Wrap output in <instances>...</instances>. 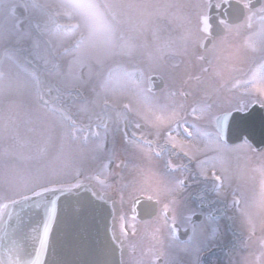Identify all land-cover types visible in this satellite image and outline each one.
Returning a JSON list of instances; mask_svg holds the SVG:
<instances>
[{"label":"snow or ice","instance_id":"6c2138e0","mask_svg":"<svg viewBox=\"0 0 264 264\" xmlns=\"http://www.w3.org/2000/svg\"><path fill=\"white\" fill-rule=\"evenodd\" d=\"M133 8L135 16L127 11ZM163 12L182 29L178 37L163 35L156 23ZM257 17L262 39L249 52L243 38ZM190 55L198 84L224 87L231 77L229 91L239 93V65L257 55L264 61V0H0V264L5 257L7 264H68L50 258L57 238L87 253L90 225L75 222L96 201L110 202L121 224L120 237H111L121 264L129 221L135 236L142 211L152 217L144 222L152 243L140 257L130 244V264H215L205 260L210 249L200 235L208 217L197 224L199 213L181 198L188 174L211 180L218 197L231 191L233 208L250 223L264 214V150L255 152L251 140L253 128L264 130V79L246 81L221 107L219 88L173 90L162 69ZM189 95L201 99L187 105ZM218 109L227 121L222 130L211 126ZM228 156L245 160L253 185L260 178L258 193L225 184ZM81 189L91 198L73 203L70 194ZM25 209L36 210L42 230ZM259 247L253 264H264V237Z\"/></svg>","mask_w":264,"mask_h":264},{"label":"flooded vegetation","instance_id":"af4514ba","mask_svg":"<svg viewBox=\"0 0 264 264\" xmlns=\"http://www.w3.org/2000/svg\"><path fill=\"white\" fill-rule=\"evenodd\" d=\"M176 61L179 67L172 68L168 66L171 70H175L178 73L173 75L172 78L176 86H182L185 81L184 78L188 80L200 75V67L194 55L177 57ZM181 61H185V63L180 64ZM191 119L192 117H190ZM129 131L131 132L132 130L130 129ZM180 163L181 161L174 158V167H177ZM113 168H115V165H113ZM210 183L198 175L188 174L186 190L183 191L181 198L188 207L196 209L199 213V215L194 217L197 224H201L205 217H208V220H212L214 228L218 229L217 243H219V246L216 248V255L213 259L215 264H235L238 259L241 260V264H253V260L256 258L255 255L260 252V249L253 251V247L254 245L259 246L261 238L264 237V232L260 231V236L256 235V240L254 241V236H250L251 227H247L245 223L244 225L237 224L232 201L224 197H218ZM116 198L117 200L119 199L118 196ZM200 215L202 216V221H200ZM144 222H140V224L144 226ZM120 227L121 224L119 230ZM130 229L129 225V235L125 242L128 248L130 244H135L137 257H140L141 252H148L152 243L151 235L143 229L139 235L133 236V231ZM181 234H183L182 230ZM131 259L128 252L125 264H130Z\"/></svg>","mask_w":264,"mask_h":264},{"label":"rangeland","instance_id":"374dc122","mask_svg":"<svg viewBox=\"0 0 264 264\" xmlns=\"http://www.w3.org/2000/svg\"><path fill=\"white\" fill-rule=\"evenodd\" d=\"M153 2L163 3L164 0H153ZM127 11L129 15L135 16L139 10L133 8V9H128ZM170 11H175V9H172ZM183 11L185 13L190 14L189 9H184ZM158 16H159V19H157L156 23L164 29L163 35L165 36L172 35L174 37H178L181 34L182 29L176 23L170 22V16L168 12L160 13L158 14ZM254 24H255L254 30L251 33H249L248 36H245L243 38V44L249 52H251L253 48L258 49L260 46V41L262 39V36L260 33V21L258 17L254 20ZM148 39L149 41H151L150 34L148 36ZM232 52H234V49H230V52L226 53V55ZM255 61L260 63V59L258 55L255 57V59H252V60L249 59V60H246L244 63L240 64V66H242L240 67V69H242V72L238 74L235 73L236 74L235 77H237L236 85L240 86L239 93H233L232 91H229L230 88L234 87V85L231 83V79H232L231 77L228 78V81L224 87H220V85L214 80L207 79V82L205 85L206 90L211 91L214 88H219V101H220L221 107H227L230 103L234 102V99L237 98L238 95L243 93L244 87L247 86L245 79H248V80L256 79L257 81L264 79V67H261L259 65L258 66L256 65V67L255 65L250 66V64H254ZM148 63L149 62L147 58H143L141 66L146 67ZM165 67L162 69L163 71L165 70ZM247 67H251V68H247ZM32 68L36 69V65L33 64ZM219 113H221V111L218 109L216 111V115ZM81 119L85 123L88 122L87 116H83L81 117ZM204 123L207 124V120H205ZM211 126L215 128L214 121H212ZM210 154L212 153L210 152ZM244 165H245V160L243 158L237 159L236 156H228L223 164L224 168L226 169L224 176L227 178L225 180V184L227 185L230 183L232 190L240 189L246 192L251 191L253 189V186H255V189L258 193L260 178L257 176L255 178V185H253L250 179L251 173L248 171H245ZM226 199L229 201L231 200V191H229V195ZM234 214L237 218L236 221L238 225H244L245 223L247 224V227L254 226L255 235L260 236L258 234H260V231L264 226V214L257 213L253 217L251 223L247 217L239 214L236 210H234ZM213 229H215L214 226L212 227L211 224L207 223V225L202 228L201 233H200L201 238L207 237L206 244L208 245L209 249L213 246V244L217 245L216 236L219 233L218 231L214 232ZM130 230L134 231L133 228ZM253 249L257 250V249H260V247L258 245H254ZM257 256H259V254L255 255V257ZM235 264H241V260L238 259L235 262Z\"/></svg>","mask_w":264,"mask_h":264},{"label":"water","instance_id":"95a60500","mask_svg":"<svg viewBox=\"0 0 264 264\" xmlns=\"http://www.w3.org/2000/svg\"><path fill=\"white\" fill-rule=\"evenodd\" d=\"M228 10L225 5L220 10L214 12L215 15L223 13ZM154 85L157 90L163 87V82L159 79L154 81ZM227 121L223 116L217 121L218 130H222L226 125ZM234 139L232 136H228L227 140L229 143ZM264 130H261L259 125L251 130V140L252 144L258 149L262 150L264 148ZM81 198L89 199V192H83L79 190L78 192H73L70 194L69 199L75 203ZM111 210L108 205H103L99 201H96L92 206H90L84 213L81 221L90 225V244L87 253H80L68 247L65 242H62L60 238H57V248L55 258L59 260L67 261L68 264H84V262H89V264H121V249L119 241H112L111 237L115 235L117 237L116 226L110 215ZM24 213L28 216H33L36 218V210L25 209ZM58 214H65L64 209V198L62 197L61 202L58 204ZM43 211L39 213V217H43ZM142 217V214H140ZM71 221V218L69 217ZM107 225L109 240L106 242L104 239V229ZM33 227L38 230H42V223L40 219L36 218V223ZM114 229V232H113ZM38 234V233H35ZM124 257V254H123ZM5 259V264H7V257ZM44 259V257H42Z\"/></svg>","mask_w":264,"mask_h":264}]
</instances>
